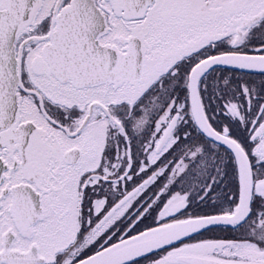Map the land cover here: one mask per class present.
<instances>
[{
	"label": "snow or ice",
	"instance_id": "6c2138e0",
	"mask_svg": "<svg viewBox=\"0 0 264 264\" xmlns=\"http://www.w3.org/2000/svg\"><path fill=\"white\" fill-rule=\"evenodd\" d=\"M0 264H264V0H0Z\"/></svg>",
	"mask_w": 264,
	"mask_h": 264
}]
</instances>
